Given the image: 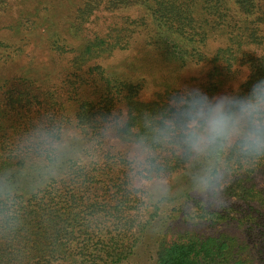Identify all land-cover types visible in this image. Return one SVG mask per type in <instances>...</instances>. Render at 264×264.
Returning a JSON list of instances; mask_svg holds the SVG:
<instances>
[{"label": "trees", "instance_id": "16d2710c", "mask_svg": "<svg viewBox=\"0 0 264 264\" xmlns=\"http://www.w3.org/2000/svg\"><path fill=\"white\" fill-rule=\"evenodd\" d=\"M9 1L0 0V12ZM81 1L68 15L75 22L71 33L59 31L54 19L43 32L39 15L24 21L23 31L46 47L39 57L28 56L15 75L0 74V181L14 190L11 207L0 208V264H141L142 257L146 264H264V185L252 174L232 184L227 206L211 213L192 200L188 166L176 157H165L167 197L138 192L107 145L106 125L121 108L137 117L158 109L178 83L209 97L248 93L264 79V0ZM52 6H42L45 15ZM103 11L135 15L90 30ZM214 40L223 44L208 51ZM5 42L0 39L1 65L23 54L20 45L9 53ZM136 42L169 71L150 101L139 97L145 78L110 73L96 63ZM52 56L65 60L58 85ZM195 66L205 68L203 77L184 79ZM240 71L245 77L231 88ZM64 96L78 130L71 135L64 132ZM35 137L57 146L55 159L38 158L24 146ZM189 201L191 213L185 211ZM194 220L198 225L190 226Z\"/></svg>", "mask_w": 264, "mask_h": 264}, {"label": "clouds", "instance_id": "9594fccd", "mask_svg": "<svg viewBox=\"0 0 264 264\" xmlns=\"http://www.w3.org/2000/svg\"><path fill=\"white\" fill-rule=\"evenodd\" d=\"M135 118V122H133ZM107 139L127 169L129 187L167 197L165 157L182 160L189 169L192 200L203 211H219L229 203L228 189L252 174L264 185V79L250 91L209 97L198 87H177L154 111L137 117L127 109L106 118ZM35 156L55 159L56 145L40 137L24 145ZM14 190L0 181V208L11 207ZM194 203L186 202L191 213ZM193 221L190 226H197Z\"/></svg>", "mask_w": 264, "mask_h": 264}, {"label": "rangeland", "instance_id": "374dc122", "mask_svg": "<svg viewBox=\"0 0 264 264\" xmlns=\"http://www.w3.org/2000/svg\"><path fill=\"white\" fill-rule=\"evenodd\" d=\"M36 2H42L44 3V6L50 3L51 5H53V11L48 15H45V12L43 11L44 7H42L43 5H35ZM81 4V0H36L33 3L32 0H10L6 10L4 12H0V39L6 41L9 44V53L16 52V45H20L23 49V54L20 55V59L19 56L16 57V61L10 63L9 65L0 64V74H5L6 76H10L12 74L15 75L16 70L19 69L20 65L26 61V58L28 56L32 55V53H35V57L37 58L40 55L39 52H42L46 47L44 41L42 43L40 39L34 40V38L32 37L34 34L31 36L30 32L27 33L28 31H26L25 29L23 31L22 28L24 27V21L31 19L34 15H39V17L41 16L43 20H37V26H40L43 32L50 25V19H54L55 21H57V28L59 31L63 33H71L72 27L75 25V22L71 21L68 15L76 12ZM21 9H23L22 15H18V12ZM97 15L98 17L97 20H95V23H91V25L87 26L92 31H97L98 29L104 30L105 26L111 23L119 22V19L121 17H134L135 13H133V11L116 13L103 11L98 13ZM25 35L27 36V39L23 38V41L20 40ZM19 40L22 43L19 42ZM74 40L78 41L73 38L72 42L74 43H76ZM23 44H27V46H23ZM222 44L223 41L214 40L211 41L207 49L208 51H211L218 47V45ZM38 45L39 48L37 49ZM33 47L35 49L32 50ZM143 53L144 52L139 48L138 42H136L135 48L125 51H116L110 56L105 57L104 59L97 60L96 63L109 70L110 73L120 72L130 77L145 78L147 83L144 90L141 91L139 97L140 101H150L155 93L161 91L162 86H164L167 79H169V71L166 67L164 68L161 64L156 63V57L154 53ZM144 55L146 56L144 57ZM52 57L56 59V63L52 62V68L54 70L53 81L54 84L56 82V85H58L59 81L62 79V76L65 74V60L58 61L56 56ZM47 58L49 59V57ZM135 60H143L145 64L142 65L139 61L135 62ZM205 71L206 70L204 67L195 66L186 70L183 73V76L185 77L184 79H188L189 77H196L198 79H201ZM244 77V71H240L236 75V80L230 87L235 88L238 83L243 80ZM180 84L181 83H178L176 86H179ZM187 86L192 87L193 84H189ZM61 95H63V93ZM61 101L66 102L65 96L61 97ZM65 105V113L68 116L69 122L64 124V132L69 135L78 133V130L74 129L73 121H71V119H73V106L70 102H66ZM34 107L42 112V105H35ZM36 116H39V114H37ZM107 145L111 147L109 140H107ZM217 229L219 228H216L215 230ZM210 230L211 229H201L200 231L204 232L205 234H209L212 231ZM139 263L146 264L147 261H145V259H143L142 257L139 259Z\"/></svg>", "mask_w": 264, "mask_h": 264}]
</instances>
